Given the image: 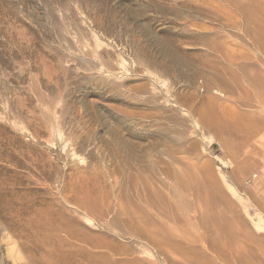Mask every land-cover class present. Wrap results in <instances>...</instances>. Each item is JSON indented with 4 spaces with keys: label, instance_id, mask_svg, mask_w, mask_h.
I'll use <instances>...</instances> for the list:
<instances>
[{
    "label": "rangeland",
    "instance_id": "obj_1",
    "mask_svg": "<svg viewBox=\"0 0 264 264\" xmlns=\"http://www.w3.org/2000/svg\"><path fill=\"white\" fill-rule=\"evenodd\" d=\"M0 264H264V0H0Z\"/></svg>",
    "mask_w": 264,
    "mask_h": 264
},
{
    "label": "bare ground",
    "instance_id": "obj_2",
    "mask_svg": "<svg viewBox=\"0 0 264 264\" xmlns=\"http://www.w3.org/2000/svg\"><path fill=\"white\" fill-rule=\"evenodd\" d=\"M228 190L229 191H231L232 193H235L236 195H238L239 194V190L237 189V186L234 184V183H232V182H230L229 184H228ZM208 197V196H207ZM207 197L205 198V199H207ZM204 199V200H205ZM208 200H210L209 198L207 199V200H205L203 203H205L206 202V204L207 203H209V201ZM202 201H203V199H202ZM211 201H210V204H207V206L208 205H210L211 206ZM205 205V204H204ZM209 207V206H208ZM219 214H221V213H219ZM218 214V215H219ZM221 216V215H220ZM219 217V216H218ZM219 218H221V217H219ZM261 218H263V217H261ZM218 219V218H217ZM219 221H221V219L219 220ZM221 226H223L224 227V229H225V224H223V225H221ZM228 228L229 227H227L226 229L228 230ZM230 228H232V227H230ZM230 230V229H229ZM227 232V231H226ZM173 248H176L177 249V247H175V246H173ZM208 260V259H207ZM209 261V260H208Z\"/></svg>",
    "mask_w": 264,
    "mask_h": 264
}]
</instances>
